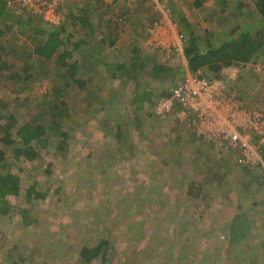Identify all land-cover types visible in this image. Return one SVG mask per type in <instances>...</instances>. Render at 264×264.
<instances>
[{
    "label": "rangeland",
    "instance_id": "rangeland-1",
    "mask_svg": "<svg viewBox=\"0 0 264 264\" xmlns=\"http://www.w3.org/2000/svg\"><path fill=\"white\" fill-rule=\"evenodd\" d=\"M254 2L117 0L106 5L101 0H62L63 14L71 8L75 13L90 9L93 27L70 21L64 37H72L59 50L72 53L70 64L80 63L79 79L92 76L84 88L69 76L65 80L68 71L59 73L53 63L44 61L36 71L42 63L32 54L38 40L18 21L31 13L12 12L7 23L13 32L0 37V62L7 66L3 74L9 83H0V119L51 125L59 133L68 131L70 138L64 154L56 153L58 142L51 140L47 156L34 162L16 159L0 143L8 169L20 177L22 187L20 196L9 198L10 214L0 215V264H162L172 258L175 264H187L179 257L185 253L192 257L190 264H261L264 205L250 207L264 201L261 137L241 133L240 142L233 140L222 149L198 137L182 106L178 117L170 113L163 118L155 108L178 82L200 80L199 73L188 70L184 55L189 32L211 33L218 41L239 23L240 4L244 20L261 18ZM29 4L39 8L36 0ZM43 5L53 11L47 1ZM127 9H138L139 17L128 16ZM179 14L190 29L181 25ZM90 31L96 33L88 51L72 46ZM111 38H116L113 44ZM12 47L23 52L15 56ZM29 54L35 67L27 74L21 57ZM260 63L264 65V57L238 67L228 88L248 109L264 113V74L255 71ZM134 64L137 71L130 72ZM116 65H126L130 73L119 75ZM159 65H179L184 75L157 80L150 72ZM12 75L19 78L9 80ZM239 77L250 86L237 85ZM54 86L61 89L56 109L50 93ZM145 91L151 100L133 103L135 93ZM212 106L220 107L217 102ZM117 127L126 135L120 146L113 139ZM32 185L46 198L29 202L25 195ZM244 222L251 229L241 242L230 244L228 231ZM101 239L112 243L108 260L86 263L80 250Z\"/></svg>",
    "mask_w": 264,
    "mask_h": 264
},
{
    "label": "trees",
    "instance_id": "trees-1",
    "mask_svg": "<svg viewBox=\"0 0 264 264\" xmlns=\"http://www.w3.org/2000/svg\"><path fill=\"white\" fill-rule=\"evenodd\" d=\"M254 3L261 18L252 22H250V20H244V14L241 11L244 5L240 4L239 23L233 27L231 31L224 33L218 41L211 37V33H207L205 36H199L193 31L189 32L186 40V47L184 49V55L188 63V70L191 73H199L201 79H207L209 81L220 80L224 82L227 80L223 77V73L226 69L230 67L238 68L240 66H249L253 61L264 57V0H255ZM12 14V11L6 8L5 1L0 0L1 38L7 37L13 32V25L7 23V19H9ZM61 16L62 19L66 21L65 25L61 24L60 26L53 27L48 26L49 24H47L44 21L42 15L39 14H30L25 20L19 17L18 21L20 25L23 23L25 28H28L30 37L35 36L38 40V43L35 46L32 54L42 58V60L45 62L53 63L59 70V73H61L63 69L67 70L68 75L65 77L63 76V78L68 80L69 76L74 80V82H76L78 86L84 88L86 84L90 83L92 76L88 81L79 79L77 77V71L79 68L78 64L80 63L75 62L70 64L67 60L72 57V53H59V50L62 45L67 44L72 37L70 35L68 38L64 37L66 31L65 27L70 21L79 23L88 29L93 27L90 9L86 7L80 8L78 13H75L71 8V10L69 9V11L66 13H61ZM179 17L181 25H185L188 29H190L188 21H186V19L181 14H179ZM95 33L96 31H90V34L87 33L82 36L83 38H79V40L76 42H72V46H74V48H78L79 50L87 49L83 51H88L89 47L91 46L90 43L93 44L92 42H94V39L91 37L95 35ZM42 36H45L46 39L41 40L40 38ZM91 39L92 41L89 42ZM110 41H112L113 44L116 41V38H111ZM101 42L103 43L105 41ZM12 49L15 52L17 51L20 53L17 47H12ZM2 50L3 52L7 51L9 50V47L2 48ZM32 54H29L28 56L25 55V58H30ZM4 65L5 64L0 62V71L3 70L2 66ZM34 67L35 63L27 65L23 71L28 74L29 71L34 69ZM131 67L132 68L130 72L137 71V64H134ZM180 68L181 67L179 65H159L152 69L150 75L157 80L160 79L163 81L174 78L178 74L183 75V70ZM116 70L118 71L119 75H125L127 72L130 73L129 69L126 68V65H116ZM201 71L206 72L207 74L202 73ZM26 78H31V76L28 75ZM133 79L135 78L133 77ZM236 84H241V86H250L249 82L246 84L244 79H240V77L236 81ZM55 86L53 90L50 91L51 94H54V100L52 102L53 106L55 107H52V109L58 108L56 101L59 95L57 93H59L61 90ZM137 87H139L138 84ZM227 91H230L229 88H227ZM234 95H236L237 100L241 101L244 106H246L245 100L239 94L234 93ZM151 96L152 94L148 91L135 93L133 103L139 104L143 101H150ZM163 97H172V92ZM177 108H180L178 103H176L170 115L176 113L178 114ZM2 119H5V123H2ZM59 132V128L51 127V125L47 128H45V125L31 123L20 125L12 116H5L0 119V134L2 135V137H0V143L1 145L8 148V150H12L14 157L18 160L22 159L25 161L34 162L44 158L48 154L47 148L51 145V140L58 142L57 146H55L56 153L64 154L68 148L67 140L70 138V134L68 131H62V133ZM125 136L126 135L122 131L121 127H117L116 132L113 133V139L115 143L118 144V146L125 142ZM6 154L7 152L5 150L3 151V149H0V215H9L12 209L9 198L18 197L22 194L21 179L8 169L9 164L6 159ZM25 197L29 202H32V200L45 199L46 194L42 191H39L35 185H32L27 189ZM262 205H264V201L260 200L259 203H253L250 205V207H252L253 210ZM247 226L248 223L244 222L241 227H237L238 229L233 230L231 228L228 231L230 235V244H238L239 241L241 242L245 238L247 230L251 229V227L249 229ZM111 244L112 243H110L108 239H101L93 247L88 245L84 246L80 250L79 256L86 263H92L97 259H101L102 262H106L108 260V248L111 246ZM260 247H257L256 249H259ZM251 249L255 251L252 247H250V250ZM187 255V253H185L184 256L181 254L179 257L183 261L188 260L187 264H190L189 261H191L192 257H188ZM255 255L258 256L256 251ZM255 259L256 261L258 260L257 257H255ZM260 259L261 264H263L264 255H262ZM162 264H175V261L173 258L170 260L167 259L166 262H163Z\"/></svg>",
    "mask_w": 264,
    "mask_h": 264
},
{
    "label": "built area",
    "instance_id": "built-area-1",
    "mask_svg": "<svg viewBox=\"0 0 264 264\" xmlns=\"http://www.w3.org/2000/svg\"><path fill=\"white\" fill-rule=\"evenodd\" d=\"M4 1L6 8L12 12L18 10L23 11V13L39 14L51 26L61 24L62 16L59 7L62 5V0H36L39 8L30 5L29 0ZM45 1H47V7L53 9L52 12L45 11L46 7L43 5ZM101 1L109 5L117 0ZM261 65L262 63L256 64L255 71L264 74V65ZM237 71L238 68L236 67L226 69L224 72L229 74V77L224 82L201 78L197 80L195 77H192L194 80L187 83L178 82L171 91L172 97H162L158 101L155 107L157 115L163 118L168 116L178 103L187 112L184 117L195 127L198 137L211 142L215 147H223L222 149L233 140L240 142L241 133L252 131L259 135L264 142V113L251 111L236 99V95L227 91L229 80L235 81L237 79ZM215 102L220 105L218 109L212 106ZM223 105L226 108L223 109ZM226 114H229V117Z\"/></svg>",
    "mask_w": 264,
    "mask_h": 264
},
{
    "label": "crops",
    "instance_id": "crops-1",
    "mask_svg": "<svg viewBox=\"0 0 264 264\" xmlns=\"http://www.w3.org/2000/svg\"><path fill=\"white\" fill-rule=\"evenodd\" d=\"M229 5V4H228ZM223 6H224V4H223ZM221 7V9H225V7ZM126 7H129L128 5H126ZM129 12L127 13V15L129 16L130 14H132L133 16L132 17H134V16H138L139 17V14H137L138 13V9H135V10H132V9H127ZM132 17H131V19H132ZM131 19H129V20H131ZM20 53H22V52H20ZM20 53H18L17 51L16 52H14L13 54L15 55V56H18V54H20ZM37 58H39L40 59V61L42 62V63H38V68L36 67V71H39L40 69H39V67L41 66V65H45V62L42 60V58H40V57H38L37 56ZM21 60L24 62V65H22L23 67H22V70H24V68L27 66V65H31L30 63H28L29 61L25 58V57H21ZM28 61V62H27ZM3 68V70L2 71H0L1 73H0V83H2L3 85H7L6 87H8V82L6 81L7 80V75H4L3 74V72L5 71V70H7V66L6 65H4V66H2ZM10 67V66H9ZM155 67V66H154ZM9 69V68H8ZM33 71H34V69H33ZM151 71H152V69H151ZM30 72V71H29ZM184 75V74H183ZM13 77H18L19 78V76H15V75H12V76H10L9 77V80L10 79H13ZM178 109V111H180V108H177ZM196 136V135H195Z\"/></svg>",
    "mask_w": 264,
    "mask_h": 264
}]
</instances>
